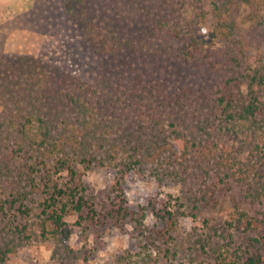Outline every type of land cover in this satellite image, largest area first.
<instances>
[{
    "label": "trees",
    "instance_id": "16d2710c",
    "mask_svg": "<svg viewBox=\"0 0 264 264\" xmlns=\"http://www.w3.org/2000/svg\"><path fill=\"white\" fill-rule=\"evenodd\" d=\"M59 1L82 70L0 53V130L28 168L0 193V264L24 241L69 237L70 215L82 231L127 230L151 261L181 219L208 209L197 252L210 264H264V63L250 60L233 17L234 3L256 14L264 0ZM81 165L115 172L110 204L88 197ZM135 172L181 194L134 204L123 181Z\"/></svg>",
    "mask_w": 264,
    "mask_h": 264
},
{
    "label": "rangeland",
    "instance_id": "374dc122",
    "mask_svg": "<svg viewBox=\"0 0 264 264\" xmlns=\"http://www.w3.org/2000/svg\"><path fill=\"white\" fill-rule=\"evenodd\" d=\"M207 1L208 9L210 0ZM60 7L59 0H0V53L30 54L47 60H68L73 65L71 70H82L80 60L86 54L83 50L79 51V56H75L80 59L78 62L69 57L75 54L69 50L67 44L69 40L74 37L78 39L79 36L69 15ZM233 8V17L238 22L237 38L242 40L250 60L257 59L264 63V6L256 14L249 5L234 3ZM210 20L203 26L206 35L209 33ZM11 149V140L0 130V193L7 189L9 181L16 179L19 173L26 176L24 172L28 169L25 160L13 154ZM78 169L87 186L88 197L101 204H110L115 195V172L101 165H92L90 168L81 165ZM59 175L64 177L67 173ZM210 183L208 181L203 184V188H208ZM123 187L125 195L134 204H146L151 199L167 203L171 200L169 195L177 197L181 194L180 186L157 181L154 177L139 172L125 179ZM159 205L162 206L161 203ZM210 215L211 210L208 209L197 218L181 219V225L173 234L174 237L171 236L165 245L162 244L163 251L160 254L152 252L151 261H143L138 242L127 230L109 222L99 226H87L82 231L76 225L77 216L70 215L66 219L69 237L48 240L37 237L24 241L2 264H210L207 254L197 252L192 247L195 240L208 236L209 225L214 223L205 222ZM29 221L33 223L34 219ZM147 222L153 224L157 219L149 212ZM127 229H131L130 226ZM169 247L171 253L167 252ZM70 248L77 250L76 257L69 255Z\"/></svg>",
    "mask_w": 264,
    "mask_h": 264
}]
</instances>
